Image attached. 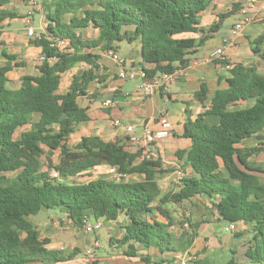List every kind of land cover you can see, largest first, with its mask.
<instances>
[{"label": "trees", "instance_id": "16d2710c", "mask_svg": "<svg viewBox=\"0 0 264 264\" xmlns=\"http://www.w3.org/2000/svg\"><path fill=\"white\" fill-rule=\"evenodd\" d=\"M11 1L0 0V21L21 16L7 7ZM210 1H41L48 26L41 38H33L44 56L38 74L24 75L21 86L12 89L7 86L8 73L25 62L3 52L5 61L0 64V264H55L73 257L50 248V239L41 237L31 217L43 209L62 211L79 227L85 218L118 221L125 215L127 220L120 225L123 236L111 242L127 244L128 256H137L140 248L147 250L140 255L146 264H172L176 253L193 244L200 223L188 220L189 228L178 237L171 229L176 220L167 205L196 196L208 198L220 220L247 224L253 235L245 255L264 264V164L250 160L264 152V72L257 66L223 61L230 65L226 86L214 91L208 110L186 123L183 136L192 142L186 162L193 174H184L175 191L161 193L156 172L164 169H155L161 165L158 159H139L140 151H130L119 141L86 135L73 146L68 144L75 126L90 119L80 99L88 95L92 82L107 79L97 72L100 52L117 51L119 41H138L142 61L152 64L142 67L149 77L185 68L193 49L221 27V21L201 25L200 13ZM67 13L73 14L69 21L64 19ZM89 27L98 32L96 37L84 35ZM57 40L68 44L57 46ZM263 42L264 34L251 44L264 61ZM79 63L89 67L75 73L68 89L59 92L62 74ZM208 91L203 82L197 98L204 100ZM243 101L252 104L231 108ZM210 113L220 117L218 123L205 121ZM251 137L261 141L249 146L245 141ZM55 151L58 163L51 160ZM43 155L58 176L42 169ZM102 165L111 169L110 175L78 179L93 176L91 172ZM131 174L142 179H127Z\"/></svg>", "mask_w": 264, "mask_h": 264}, {"label": "crops", "instance_id": "0c3cea01", "mask_svg": "<svg viewBox=\"0 0 264 264\" xmlns=\"http://www.w3.org/2000/svg\"><path fill=\"white\" fill-rule=\"evenodd\" d=\"M42 0H38V13L34 14V26L38 31H46L48 20L42 9ZM246 0H211L206 8L200 13L201 25L209 27L213 23L221 21V27L201 46L193 49L189 54L190 62L185 68H179L174 78L165 81L163 86L151 95H144L139 90L142 82L141 77L122 79L119 77V68L107 54L101 51V67L97 71L101 75H106L107 79L103 83L92 82L89 87L88 95L80 99V104L88 108L90 119L79 122L69 138H73L74 143L78 142L83 136L98 135L106 141H119L125 144L130 151H138L137 145L129 140L130 133L126 126L132 125L134 131L140 134L144 128L149 127L156 130L160 127V116L165 114L172 123L170 133L159 140L157 143V158L160 166L155 169H164L163 172H156V179L160 185L161 193L164 194L171 190L175 191L179 184V171L185 175L193 174V169L186 162L192 142L183 136L186 123L194 120L197 116L210 108L211 96L219 87H225V78L230 76V65H226L221 59L212 56L213 51L223 43L224 38H229L230 44L225 49L226 61L230 64L242 62L246 65H255L261 72H264V61L255 52L251 41L264 34V1L258 0L255 11L261 15L258 21L247 23L243 29L233 33V26L240 16L239 8ZM11 1L7 7L14 4ZM238 4V7L236 5ZM19 17L6 18L0 21V64L4 60L3 52L17 55L16 61L25 62L23 66H14L8 73V83L12 81L15 87L19 88L22 84V77L26 74H38L37 66L41 62L42 47L33 42V38L28 35L24 24V14L28 8L27 0H19ZM78 12L77 15H82ZM229 14L224 19L220 15ZM72 13L64 15V19L69 21ZM20 22L14 25V22ZM89 29L94 30L92 27ZM97 35L98 32L94 30ZM88 37V36H87ZM96 37V36H95ZM201 37V33L196 35ZM117 52L127 59V67H150L142 61L141 44L138 41L128 42L119 41ZM264 48V42L261 44ZM85 63L76 64L70 70V75L65 78V87L59 92L64 93L71 84L73 75L80 70L88 68ZM11 79V80H10ZM208 85V96L204 100H199L196 93L200 91L201 84ZM61 85V84H60ZM107 98L113 99V104L109 107L103 105ZM251 101H243L238 105L242 107L250 106ZM233 109V106H231ZM241 108V107H240ZM38 116L37 114L35 115ZM119 119L120 124H115ZM204 119L208 123H218L220 117L216 114H206ZM29 126H26L28 129ZM264 133V132H263ZM257 137H251L245 143L249 146L258 145ZM139 159L140 156H139ZM250 160L257 164H264V152L251 156ZM111 172L107 165H102ZM264 181V175H261ZM189 201H198L203 205V209L194 215L196 222L200 223L198 234L185 252L175 254L176 260L172 264H228L234 260L235 264H257L245 255V250L252 239V232L243 221L238 222L236 232L225 231L224 226L227 222L220 220L215 208H212L211 201L202 196H196ZM173 204V202H170ZM177 204V203H176ZM31 220L37 226L42 238H49L48 246L60 249L65 254L73 257L64 262L55 264H94V260L85 254L86 248L95 239L100 240V247L96 249V261L98 264H130L134 261L137 264H146L141 260L140 255L147 254L148 251L141 249L137 256H128L126 250L128 245L112 243L114 235L120 239L124 230L120 225L127 220V217H119L118 221H105L103 227L94 239L82 228L74 224L62 211L43 209L33 215ZM107 242L108 244L104 243ZM104 251L105 255L100 256L99 252ZM75 252H78L75 254ZM84 253L86 258L80 257ZM230 252L231 258H224ZM75 254V255H74ZM107 258V259H106ZM110 260V261H109ZM111 260L113 262L111 263ZM165 264H169L165 262Z\"/></svg>", "mask_w": 264, "mask_h": 264}, {"label": "built area", "instance_id": "2783aa9c", "mask_svg": "<svg viewBox=\"0 0 264 264\" xmlns=\"http://www.w3.org/2000/svg\"><path fill=\"white\" fill-rule=\"evenodd\" d=\"M30 7L24 14V24L27 29L28 35L32 38H41L43 35L42 31H38L34 26V8L39 5L38 0H28ZM258 0H246L245 3L240 7L239 12L240 16L237 17L234 26L233 33H237L243 29L247 23L258 21L261 18V15L255 11V6ZM264 1V0H263ZM229 38H224L223 43L219 45L212 53L213 57L226 61L225 49L230 44ZM57 46L64 47L68 44V41L57 40L55 43ZM107 54L112 58L115 64L119 68L118 75L122 79L141 77L142 82L139 85V90L144 95H151L156 90L160 89L165 81L174 78L178 69L174 72H161L153 77H149L147 72L142 67H127V59L121 53L117 52L114 49L107 51ZM41 60L44 59L42 55ZM113 104V99L107 98L103 101L105 107H109ZM115 124H120V120H115ZM160 127L156 130H153L149 127L143 129L140 134L135 133L134 127L132 125H127L126 129L130 133L129 140L137 145L138 151H140L141 159L154 160L157 158V143L160 139L166 137L172 128V123L168 117L163 114L159 119ZM113 170V169H112ZM53 175L58 176V172H52ZM184 173L182 170L179 171V183L180 179L183 177ZM103 227V222L101 220H95L91 222L88 218H85V223L83 229L86 233H92L99 231ZM225 231L236 232L238 230V222H228L224 226ZM101 243L99 239H95L91 244L86 248L85 254L96 260V248L100 247Z\"/></svg>", "mask_w": 264, "mask_h": 264}, {"label": "rangeland", "instance_id": "374dc122", "mask_svg": "<svg viewBox=\"0 0 264 264\" xmlns=\"http://www.w3.org/2000/svg\"><path fill=\"white\" fill-rule=\"evenodd\" d=\"M13 1V0H12ZM18 2H19V0H15V2H14V4H12L11 6H10V9L11 10H13V11H15V12H19V6H18ZM11 3V2H10ZM10 3H8V5L10 4ZM16 7H19L18 9L16 8ZM30 7V4H29V1H28V8ZM40 6L39 5H37L35 8H34V11H35V13H38V8H39ZM28 8H27V10H28ZM26 10V11H27ZM34 13V14H35ZM19 25L20 24V22H17V21H15L14 22V25ZM84 35L85 36H88V37H95V36H97V33L94 31V30H92V29H89V28H87V29H85L84 30ZM83 65H85V64H83ZM67 75H70V71H68L67 73H65L64 74V77L65 76H67ZM11 80V79H10ZM65 81H66V79L64 78L63 79V81H62V83H61V85H60V89H63L64 87H65ZM8 85H9V87H15V85L12 83V81H10L9 83H8ZM243 106V105H242ZM241 105H235V106H233V108H240V107H242ZM26 129V127H22V128H20L19 130H18V136H19V134L23 131V130H25ZM68 144L70 145V146H73L75 143H74V140H73V138H69V140H68ZM51 160L54 162V163H58L59 162V151H55L54 153H53V156L51 157ZM41 167H42V169H44V170H49V171H51V172H54V169H52V168H50L49 167V161H48V158H47V155H43L42 157H41ZM92 174H93V176H86V178H78L80 181H83V180H88V179H91V178H93V177H96V176H99V175H110L109 173H108V171H107V169L105 168V167H103V166H100V167H98V168H95L92 172H91ZM9 175H14L15 174V172H10V173H8ZM126 178L127 179H129V180H141L142 179V176L141 175H139V174H131V175H128V176H126ZM171 191H173V190H171ZM170 192V191H169ZM168 209H170V211H171V213L173 214V216H174V218H175V220H176V223H175V225H173V226H171V229L175 232V234L178 236V237H180L181 236V234H182V232L184 231V229H188L189 227H188V220H190V222H192V223H194L195 222V219H194V215H195V213L196 212H198V211H201L202 209H203V205L200 203V202H198V201H194V202H191V201H189V200H185V201H183V202H179V203H173V204H171V203H169L168 205ZM56 211H58L57 209H55ZM121 217H123V216H121ZM90 221L91 222H94L95 221V219L94 218H91L90 219ZM188 227V228H187ZM120 229H121V227H120ZM99 233V231H96V232H92V233H88L89 234V236H91L93 239H94V237H96V235ZM113 238H115V239H119L118 237H117V235H114L113 236ZM117 242V241H116ZM104 243L105 244H108L107 242H105V240H104ZM99 248V247H98ZM97 249V248H96ZM80 255V257H83L84 259L86 258V255L82 252V253H80L79 254ZM99 255L100 256H104L105 255V252L104 251H100L99 252ZM232 256H231V254H230V252H227L225 255H224V258H231ZM107 259V258H106ZM110 261V260H109ZM113 262V260H111V263ZM138 262H136V261H134L133 263H130V264H137Z\"/></svg>", "mask_w": 264, "mask_h": 264}]
</instances>
